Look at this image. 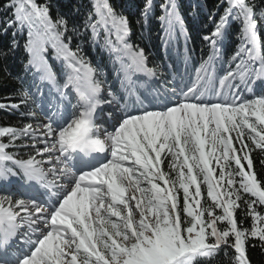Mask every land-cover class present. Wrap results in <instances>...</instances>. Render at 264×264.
<instances>
[{"label": "snow or ice", "instance_id": "snow-or-ice-1", "mask_svg": "<svg viewBox=\"0 0 264 264\" xmlns=\"http://www.w3.org/2000/svg\"><path fill=\"white\" fill-rule=\"evenodd\" d=\"M221 4L223 13L204 36L213 53L173 102L162 92L141 93L137 77L155 78L156 70L128 42V19L108 0H95L85 28L93 41L104 30L120 64L119 89L97 78L79 47L72 49L67 20H53L36 0H8L13 18L4 31L27 29L23 68L34 91L21 87L20 104L0 108L35 105L43 119L35 127H0V138H8L0 140V188L22 190L18 198L0 195V264H213L224 249L234 253L231 264H251L249 240L264 249L258 226L264 213L256 207H264V181L251 158L255 150L264 153V42L257 31L264 7ZM152 6L145 0V18ZM161 7L171 35L182 25L177 5L167 0ZM236 21L240 46L217 77L219 45ZM49 47L69 70L63 81L49 63ZM241 200L253 221L249 229L236 218ZM17 239L24 249L13 250Z\"/></svg>", "mask_w": 264, "mask_h": 264}, {"label": "trees", "instance_id": "trees-1", "mask_svg": "<svg viewBox=\"0 0 264 264\" xmlns=\"http://www.w3.org/2000/svg\"><path fill=\"white\" fill-rule=\"evenodd\" d=\"M7 2L8 0H0V104L11 105L20 103L21 98L18 90L21 87L27 89L24 82L31 86L33 78L32 74L25 73L23 68L27 62V53L23 47L27 38V29L25 28L23 33H20L15 28L7 29L6 33L4 31L6 23L13 18L12 11L6 10L4 7ZM36 2L41 6L47 5L49 7L53 20L59 18L67 20L69 32L66 36L71 37V47L74 51L79 47V55L86 61L96 60L99 51L109 54L110 50L105 46L106 34L104 30L100 29L98 39L93 41L91 29L86 30L85 28L87 17L94 12L93 5L95 0H36ZM108 2L117 15H123L128 19L130 27L128 42L133 46L134 44L144 46V37H152L154 41L150 48H153L154 54H159L162 47L168 50V45L174 47L180 45L182 37L190 46H195L192 44L193 41L197 46L200 43L210 45L208 41L203 40L204 36L211 34L215 23L223 13L221 0H175L182 25L176 26L172 30L171 35H169L167 24L160 20V17L164 15L161 5L167 3V0H153L152 10L147 18L142 14L145 0H108ZM248 2L254 3L257 10L264 7L262 0H248ZM73 27L77 29L76 32L72 31ZM232 27L234 33H231L229 36L226 34V37L220 44L221 53H225L230 59L241 43L239 39L240 23L236 21L232 23ZM14 31L17 32L15 39L18 41V47L12 50V33ZM257 31L261 32L260 37L264 39L262 35L264 32V21L259 23ZM201 32L204 33L202 36H200ZM111 38L115 40L114 35ZM4 52H7L6 56L2 55ZM221 53L219 54L220 58ZM51 54L55 53L49 47L47 53L48 59H50ZM61 63L64 65L63 61ZM19 109L11 107L0 108V127L22 128V112ZM7 139V137L0 138L3 141ZM9 150L19 152L23 157H26L29 151L27 149L16 148ZM251 158L253 160V170L257 174L258 179L264 181V164L261 163L264 160V153L260 150H255L251 153ZM164 168L167 171V160L165 161ZM203 202L205 204L209 203L206 193ZM256 207L257 211L264 213V207ZM245 213L246 205L241 200L240 207L236 210V218L243 228L249 229L253 221ZM220 226L223 227V225ZM258 226H264V224ZM252 244L256 246L252 247ZM248 245L247 254L251 260V264H264V249L261 248L259 241L249 240ZM225 251L228 253L227 256L224 254ZM233 256L234 253L231 249H224L215 258L213 264H231Z\"/></svg>", "mask_w": 264, "mask_h": 264}, {"label": "rangeland", "instance_id": "rangeland-1", "mask_svg": "<svg viewBox=\"0 0 264 264\" xmlns=\"http://www.w3.org/2000/svg\"><path fill=\"white\" fill-rule=\"evenodd\" d=\"M181 78L186 79L187 81H190L188 76L187 77L186 76H183V77H180L179 76V77H177L178 83L176 84V87L173 88V89H176V92L175 93H177V97H174V95L171 94V91L169 89H166V92H164L165 96L169 100H171L173 102L176 101V100H178V99H180V97L178 95L180 89H186V86H190L193 83V81H191L190 83H188V82H181V80H180ZM255 91H256V89H255ZM33 127H35V126L33 125Z\"/></svg>", "mask_w": 264, "mask_h": 264}]
</instances>
